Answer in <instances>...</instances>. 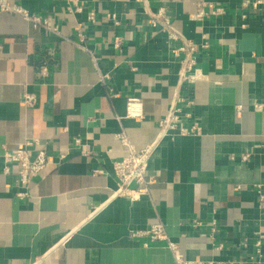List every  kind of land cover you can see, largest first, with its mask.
Here are the masks:
<instances>
[{
	"label": "crops",
	"instance_id": "crops-1",
	"mask_svg": "<svg viewBox=\"0 0 264 264\" xmlns=\"http://www.w3.org/2000/svg\"><path fill=\"white\" fill-rule=\"evenodd\" d=\"M12 1L60 34L0 11V264H176L165 241L130 233L157 221L188 258L264 264L250 258L257 236L264 253V202L254 187L264 191V4ZM200 3L224 12L198 20ZM161 7L196 45L203 75L195 83L179 81L182 56L172 50L179 42L150 24L149 12ZM25 91L36 94L34 106L22 103ZM176 96L190 113L184 124L196 123L200 133L160 129ZM131 97L140 98L142 118L125 117ZM120 133L137 149L157 140L148 166L156 182L133 202L113 195V164L127 154ZM32 138L39 141L33 155L44 149L49 163L26 189L17 166L5 173L4 151Z\"/></svg>",
	"mask_w": 264,
	"mask_h": 264
},
{
	"label": "built area",
	"instance_id": "built-area-1",
	"mask_svg": "<svg viewBox=\"0 0 264 264\" xmlns=\"http://www.w3.org/2000/svg\"><path fill=\"white\" fill-rule=\"evenodd\" d=\"M145 5L148 0H139ZM260 4H264V0H252L251 2H244V6H253L258 8ZM77 11H81L82 7L77 6ZM0 11L9 12L13 14H20L26 20L30 21L34 27L42 28L48 32L60 34L59 26L52 24L47 18L30 13L26 8L19 3L12 0H0ZM224 12V7L213 3L207 6L200 3L197 7L196 18L198 20H204L206 16L214 15L219 16ZM91 20L95 19V12H91L89 15ZM149 20L152 27L163 30L167 33L172 42H179L178 45L173 46L172 50L175 55L182 56L181 63L182 68L179 73L180 83L188 82L195 83L201 79L203 73L202 69L197 65V53L196 45L192 40L183 38L181 32L175 27L172 17L167 13L165 7L159 8L156 12H149ZM81 31V26L77 27ZM81 36V33H79ZM121 39L119 37L115 40V46H119ZM205 43L203 46H207ZM94 63L97 65V57L91 52ZM43 74L47 75L48 68L43 66ZM109 78L108 74H103L101 80L105 81ZM112 96L115 94H111ZM37 101V96L33 92L25 91L22 96V103L25 106H34ZM182 96H176L168 114L160 121V129L169 134H198L201 129L196 123L191 126H186L184 120L190 116V113L184 112L183 108L179 105L184 102ZM194 101L189 99L186 101L188 106L192 105ZM261 107V106H260ZM239 109V106L237 107ZM143 108L140 98L131 97L127 102V110L125 117L127 118H142ZM118 138L124 146L127 148V154L116 160L113 164L114 176L116 179V189L113 191L114 196H121L129 199L130 201L138 200L144 195L150 194L151 186L156 182L154 176L148 174L149 160L156 147L157 140L153 141L143 148L137 149L131 143L129 138L124 134H118ZM75 145L81 144V139L78 137L74 140ZM39 144L38 139L32 138L26 140L21 146L12 150L6 149L4 151V157L6 160L5 173L13 172L14 166H17L16 175L19 183L28 188L32 179L39 176L43 169L49 163L47 152L44 149H39L34 155L31 150V146ZM252 155V152L248 151L242 154L241 160L247 161ZM257 195L261 202H264V191L262 189L263 184H255ZM27 191L20 193L22 196H26ZM194 226H199L201 222L194 220ZM209 229V237L212 243L215 244L216 233L218 231V224L216 221H210L207 223ZM132 236H147L151 241H165L166 246L172 252L176 264H240V260H215V259H201V258H188L181 250L179 244L171 239L163 222L157 221L151 224L145 230H132ZM249 244L248 238H244L243 247H247ZM263 242L260 236L254 239V253L250 258H254L256 262H264ZM222 244H218L216 249H221Z\"/></svg>",
	"mask_w": 264,
	"mask_h": 264
}]
</instances>
